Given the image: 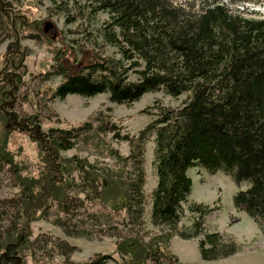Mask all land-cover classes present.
<instances>
[{"label": "trees", "instance_id": "16d2710c", "mask_svg": "<svg viewBox=\"0 0 264 264\" xmlns=\"http://www.w3.org/2000/svg\"><path fill=\"white\" fill-rule=\"evenodd\" d=\"M49 1L57 8L89 2L92 14L107 13L109 23L101 37L120 56L83 66L76 75L67 74L57 62L54 75L63 80L51 98L107 93L111 103L131 105L145 93L163 91L174 98L185 94L186 99L173 108L157 106L156 119L136 137L113 121L110 109L95 112L78 127L50 129L35 139L53 158L47 157L41 174L31 177L21 175L7 149L10 128L16 124L7 111L12 107L6 104L10 93L0 88V174L18 187L12 198L0 199V262L21 263L19 252L26 249L33 253L48 248L68 258L75 247L63 239L43 235L30 240L29 223L38 220H50L67 237L114 239L118 259L96 255L84 264H183L170 249L174 236L197 240L203 261L233 256L239 248L232 239L204 229L205 217L218 207L188 205L192 181L187 170L222 172L236 185L247 183L233 195V206L263 226L264 19L233 15L218 3L190 15L165 0ZM12 31L10 14L5 15L0 3V44ZM129 71L136 75L134 81ZM38 118V112L30 116L26 123L32 127L23 130L34 132ZM107 134L129 146L127 156L106 151L116 170L87 157L59 154L81 140L87 143L91 135ZM152 136L156 186L148 221L155 232L146 228L144 194V147ZM187 205L192 224L179 228ZM5 252L15 260H5Z\"/></svg>", "mask_w": 264, "mask_h": 264}, {"label": "rangeland", "instance_id": "374dc122", "mask_svg": "<svg viewBox=\"0 0 264 264\" xmlns=\"http://www.w3.org/2000/svg\"><path fill=\"white\" fill-rule=\"evenodd\" d=\"M165 1L177 11L190 15L200 14L211 5L218 3L225 6L233 15L264 19V0ZM0 3L1 9H5V15L10 14L13 27L12 32L5 33L6 39L0 44V88L4 90V93L5 89L7 93H10L11 99L8 97L6 104H12V107L7 111L12 113L11 117L14 118L16 124L10 128L7 149L13 154L21 168L22 176L38 177L44 169L42 162L47 157L53 158L50 155L51 151L44 147L45 144L42 145L35 139L41 134L46 135L50 129L78 127L95 112L106 113L107 109H110L111 112L107 113L112 116L113 121L129 135L136 137L156 119L157 106L173 108L181 106L186 99L185 94L174 98L163 91L145 93L131 105L111 103L107 93L97 94L91 98L79 95H67L63 100L51 98L53 90L63 80L62 76L54 75L57 62L69 74V72L75 73L79 66L86 67L100 60L120 58L117 49L107 45L101 37L103 29L109 23L108 14L105 12L92 14L91 7L88 6L89 2L84 1L70 2L59 8L49 0H0ZM58 53L59 60L55 59ZM85 67L84 71H87ZM46 74L48 75L47 80H45ZM128 76L131 81L136 78L132 71H129ZM37 112L39 118L33 125H36L34 132L26 133L23 127H32L26 122ZM56 117L59 122H55ZM19 123L23 125L18 126ZM91 136L93 137H90L87 143L81 140L75 148L60 152V156L62 158L74 155L80 158L87 157L88 160L99 164L107 163L116 170L114 160L109 158L106 151L113 149L117 150L120 155L127 156L128 143L115 141L110 134L99 137ZM144 150L146 228L155 232L148 221L151 193L156 186L153 166L154 136L147 141ZM99 152L102 153L97 154ZM187 171L192 181L188 205L204 204L218 207V210L205 217V232L219 233L225 239H232L239 251L223 262H203L199 255L197 241L182 240L174 236L170 249L179 262L185 264H264V224L259 227L245 213L237 212L233 206V195L238 190H245L248 184L236 185L229 176L222 172L213 175L197 167L189 168ZM16 192H18V187L14 180L6 174H0V199L12 198ZM188 205L184 207L179 228L190 227L192 224L193 219L188 211ZM5 225L8 226V223ZM28 229L30 240L43 235H51L65 240L74 246L75 250L68 258H64L56 253L48 252V248L33 253L30 249H26L19 252L22 260L21 263L16 262V264H84L87 259L96 255H111L118 259L114 239L105 237L99 240H87L67 237L53 226L50 220L31 222ZM19 235H22L20 231ZM22 236L20 242L23 240ZM5 256L8 262L15 260L10 254L7 256L6 252Z\"/></svg>", "mask_w": 264, "mask_h": 264}, {"label": "crops", "instance_id": "0c3cea01", "mask_svg": "<svg viewBox=\"0 0 264 264\" xmlns=\"http://www.w3.org/2000/svg\"><path fill=\"white\" fill-rule=\"evenodd\" d=\"M206 171V170H205ZM215 174H217V173H215ZM215 174H213V175H215ZM187 175H188V171H187ZM210 175V174H209ZM189 241H197V240H189ZM232 257V256H231ZM231 257H228V258H226V259H223V260H219V261H215V262H223V261H225V260H228L229 258H231ZM203 261V260H202ZM203 262H206V261H203ZM183 264H185V263H183Z\"/></svg>", "mask_w": 264, "mask_h": 264}, {"label": "flooded vegetation", "instance_id": "af4514ba", "mask_svg": "<svg viewBox=\"0 0 264 264\" xmlns=\"http://www.w3.org/2000/svg\"><path fill=\"white\" fill-rule=\"evenodd\" d=\"M82 68H83V66H79L78 69H77V71L75 73H70L69 72V74L70 75H76V74H78L81 71Z\"/></svg>", "mask_w": 264, "mask_h": 264}, {"label": "water", "instance_id": "95a60500", "mask_svg": "<svg viewBox=\"0 0 264 264\" xmlns=\"http://www.w3.org/2000/svg\"><path fill=\"white\" fill-rule=\"evenodd\" d=\"M44 32H46V30H44Z\"/></svg>", "mask_w": 264, "mask_h": 264}]
</instances>
